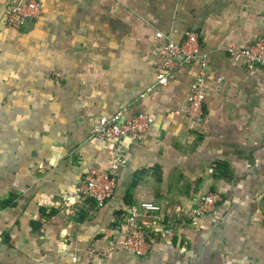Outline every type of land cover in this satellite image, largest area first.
<instances>
[{
    "label": "crops",
    "instance_id": "1",
    "mask_svg": "<svg viewBox=\"0 0 264 264\" xmlns=\"http://www.w3.org/2000/svg\"><path fill=\"white\" fill-rule=\"evenodd\" d=\"M15 1L0 0V264H264V69L228 54L264 38V0H36L21 30L6 21ZM186 31L209 58L200 122L184 114L196 68L152 88L154 34ZM118 111L153 118L143 142L88 138ZM115 158L112 199L81 200L87 171ZM208 194L221 197L212 212L183 217ZM141 202L167 217L143 218L137 258L114 229ZM91 246L113 251L90 260Z\"/></svg>",
    "mask_w": 264,
    "mask_h": 264
},
{
    "label": "built area",
    "instance_id": "2",
    "mask_svg": "<svg viewBox=\"0 0 264 264\" xmlns=\"http://www.w3.org/2000/svg\"><path fill=\"white\" fill-rule=\"evenodd\" d=\"M42 13V6L36 0H16L7 11L6 21L11 28L21 30L28 22L37 20ZM154 40L159 43L155 55L157 59V75L152 88H164L171 79L172 72L177 69H197V76L190 86L187 107L184 111L189 121H201L204 117L203 107L205 97V74L209 58L202 51V45L197 32L186 31L179 42H172L160 32L154 34ZM233 62L241 64L248 71L264 69V38H256L246 47L228 49ZM153 118L138 114L125 118L121 111L109 117H100L92 126L88 138L103 142H117L126 139L132 143H141L147 137L153 125ZM122 158H115L106 169L90 168L82 181L77 185L76 192L80 199L90 200L96 208H101L112 199L117 185V175ZM221 197L218 194H208L193 200L190 210H182L184 218L203 217L212 212ZM150 217L164 222L167 212L153 202H141L127 205L121 210L114 232L122 241L121 248L131 256L144 257L149 249L146 225L143 218ZM171 226V225H170ZM170 232V231H169ZM112 249H102L91 246L87 249L90 260L106 258ZM75 264L74 260L73 263Z\"/></svg>",
    "mask_w": 264,
    "mask_h": 264
},
{
    "label": "trees",
    "instance_id": "3",
    "mask_svg": "<svg viewBox=\"0 0 264 264\" xmlns=\"http://www.w3.org/2000/svg\"><path fill=\"white\" fill-rule=\"evenodd\" d=\"M227 168L225 166H218L217 168V171L219 172L220 171V175L221 173L223 174L224 172H226Z\"/></svg>",
    "mask_w": 264,
    "mask_h": 264
}]
</instances>
